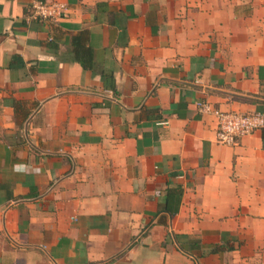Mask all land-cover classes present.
<instances>
[{
	"label": "crops",
	"instance_id": "crops-1",
	"mask_svg": "<svg viewBox=\"0 0 264 264\" xmlns=\"http://www.w3.org/2000/svg\"><path fill=\"white\" fill-rule=\"evenodd\" d=\"M0 0V264H264V0ZM159 122H167L161 126Z\"/></svg>",
	"mask_w": 264,
	"mask_h": 264
},
{
	"label": "built area",
	"instance_id": "built-area-1",
	"mask_svg": "<svg viewBox=\"0 0 264 264\" xmlns=\"http://www.w3.org/2000/svg\"><path fill=\"white\" fill-rule=\"evenodd\" d=\"M66 5L61 2L46 0H32L30 3V18L42 21H57L65 12ZM203 113L213 114L216 119L215 139L222 145H235L236 141L254 131L264 129V115L259 113H227L212 108L203 102L197 104ZM165 126L167 122H159Z\"/></svg>",
	"mask_w": 264,
	"mask_h": 264
}]
</instances>
